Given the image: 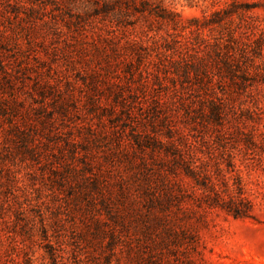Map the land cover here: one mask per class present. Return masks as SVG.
Returning a JSON list of instances; mask_svg holds the SVG:
<instances>
[{
  "label": "rangeland",
  "instance_id": "obj_1",
  "mask_svg": "<svg viewBox=\"0 0 264 264\" xmlns=\"http://www.w3.org/2000/svg\"><path fill=\"white\" fill-rule=\"evenodd\" d=\"M230 3L0 0V264H122L79 237L151 200L198 222L201 264H264V12L206 26ZM212 50L260 72L233 97L208 74L218 121L192 70Z\"/></svg>",
  "mask_w": 264,
  "mask_h": 264
},
{
  "label": "trees",
  "instance_id": "obj_2",
  "mask_svg": "<svg viewBox=\"0 0 264 264\" xmlns=\"http://www.w3.org/2000/svg\"><path fill=\"white\" fill-rule=\"evenodd\" d=\"M238 9L243 17L244 15L251 17V13L255 10L264 12V1L241 5L238 0H231L227 8L214 10L210 14L206 20V26L215 25L224 20L230 22L232 16L239 13ZM149 11L161 21L169 22L171 25L175 22L172 18L173 14L164 9L155 10L153 13L152 10ZM192 22L195 24L197 21L192 20ZM194 27L198 30L205 26L194 25ZM262 48V44L258 45L256 55L259 59L263 58ZM211 52L212 54H207L206 58L197 61L192 70L196 73V77L203 78L197 82L198 90L205 96L200 106L202 112L207 108L215 121H218L224 116L227 104L218 98L214 85L209 82L208 74L214 72L220 79V87L224 84L229 91L228 94H233L231 96L233 97L242 95L250 87L255 86L257 82L255 76L260 77V72L257 70L252 73L245 62H238L230 52H224V54L215 50ZM263 64L264 61L261 60L260 65ZM256 69L258 66L254 68V71ZM219 92L222 95L227 93L222 89H219ZM148 205L151 206L146 208V212L131 204L126 211H119L112 218L109 217L108 220L113 228H109L106 221L98 217L91 224L84 226L85 232L79 238L86 246L98 250L103 246L102 248H107L108 252L114 253L117 247H121L124 258L122 264H174L168 258L175 257L172 255L174 253L176 255L179 249L191 252L194 262L190 264H201L202 256L198 249L201 245V236L198 222H189L187 214H180L176 211L165 212L166 204H161L159 205L161 208L156 209L153 206L157 204L151 200ZM158 209L161 211L159 212ZM231 215L234 218L240 217L237 210H233Z\"/></svg>",
  "mask_w": 264,
  "mask_h": 264
}]
</instances>
